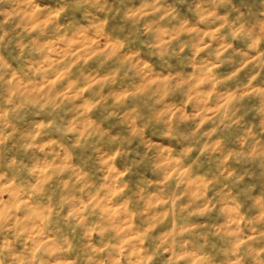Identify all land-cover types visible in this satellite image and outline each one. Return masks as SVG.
Returning a JSON list of instances; mask_svg holds the SVG:
<instances>
[{
  "label": "clouds",
  "instance_id": "obj_1",
  "mask_svg": "<svg viewBox=\"0 0 264 264\" xmlns=\"http://www.w3.org/2000/svg\"><path fill=\"white\" fill-rule=\"evenodd\" d=\"M0 264H264V0H0Z\"/></svg>",
  "mask_w": 264,
  "mask_h": 264
}]
</instances>
